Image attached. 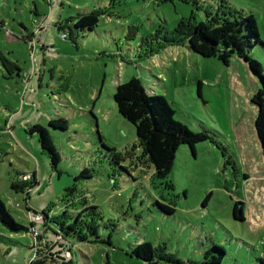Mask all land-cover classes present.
<instances>
[{"label": "rangeland", "instance_id": "obj_1", "mask_svg": "<svg viewBox=\"0 0 264 264\" xmlns=\"http://www.w3.org/2000/svg\"><path fill=\"white\" fill-rule=\"evenodd\" d=\"M57 1L63 7L55 0H0V199L11 216L28 228L31 213L61 214L69 200L79 207L85 196L100 214V238H110V244H79L72 264H146L130 254L143 241L163 246L180 264H200L212 243L226 252L222 264H260L264 157L251 102L260 78L235 53L225 65L186 44H164L162 36L183 19L206 20L205 11L212 16L222 4L231 18L240 19L236 11L252 14L264 43V0ZM98 7L97 25L77 30L74 40L62 38L49 22L38 32L36 13L57 9L64 20ZM31 31L32 38L22 39ZM249 53L264 74V45L254 44ZM3 59L19 69L10 73ZM37 66L38 81L25 88L17 73L23 77ZM131 76L148 93L163 95L174 119L212 137L197 142L194 152L180 144L164 175L153 174L134 125L117 112L116 85ZM60 113L65 130L48 124ZM36 123L46 127L57 149L55 168L38 133L28 131ZM107 148H114L129 174L112 163ZM84 168L88 172L82 174ZM33 170L36 182L25 203L11 184ZM156 201L174 212L162 211ZM235 205L241 219L234 217ZM44 235L50 243L38 257L44 264H61L63 251ZM31 239L26 230L11 232L0 223V264H29Z\"/></svg>", "mask_w": 264, "mask_h": 264}, {"label": "trees", "instance_id": "obj_2", "mask_svg": "<svg viewBox=\"0 0 264 264\" xmlns=\"http://www.w3.org/2000/svg\"><path fill=\"white\" fill-rule=\"evenodd\" d=\"M93 1L98 2L96 0ZM52 4V1L48 2V5ZM96 4L98 5L99 3ZM221 7L224 6L220 4L216 9V13L212 16H210V12L205 11L206 20L196 21L195 17L194 19L191 17L189 20L183 19L179 21L173 30H165L162 39L164 44L167 45L186 44L189 51L198 53L204 57L218 56L225 65H227L232 53H235L248 63L251 71L260 78L261 82L260 87L252 94L251 102L257 108L254 126L264 157V74L259 61L251 57L249 53V49L254 44L260 43L264 45V43L259 37L257 24L252 14L243 15L241 12L236 11L240 15V19L231 18L230 14L232 11L227 12ZM101 13L99 7L97 9L85 8L76 15L62 20L60 14L53 11H45L41 15V20L38 21V29L43 28L39 27L41 22H49L59 31V34L64 33L65 38L69 37L74 40L78 36L77 30L93 29L97 25ZM36 15L40 16L38 13ZM34 32L27 33L22 39L34 36ZM3 62L10 69V73L19 69L15 63L9 62L7 59H3ZM17 74L25 82V88L29 87L28 82L32 78L31 85L33 87L36 79L38 81V66L31 67L30 73L24 74L23 77L22 73L21 75L20 73ZM200 90L201 82H198L197 92L199 95L201 94ZM150 91L153 90L150 89ZM154 92L148 93L140 79L136 76H131L127 81L116 85L113 98L117 112L134 125L139 144L148 156L154 169L153 174L164 175L170 171L174 162L175 151L180 144L189 145L194 152V145L197 142L212 137L206 132H192L187 126L174 119V110L170 107L165 97ZM48 124L54 128L65 130L67 120L59 115L57 118L49 119ZM28 131L38 133L42 151L47 153L52 167L55 168L60 157L46 127L36 123ZM96 131L98 130L96 129ZM107 149L113 151L112 163L129 174L127 167L123 166L119 161L120 157L114 148ZM86 172L88 170L84 168L82 174ZM32 173L35 174V172ZM85 177H90V175ZM33 182H36L35 178ZM28 184L30 183L17 179L11 186L15 190H20L23 193V200H26L28 194L25 195V187ZM81 198L83 199L82 201L77 200V203L81 202V206H74L75 199L69 200L71 205L64 204L61 214L55 213L53 216H49L50 211L43 210L39 212L47 220L46 225L42 226L44 234L51 235L54 232L53 226L57 224L62 231L63 238L72 246H75L72 249V257L67 261H60L61 264L73 263V254L78 250L79 244L100 241L110 244V238L102 240L99 236V224L97 221L101 217L97 212V207L86 204L84 202L85 196ZM156 204L166 213L174 212V208L167 204L159 201H156ZM27 210L30 211V208L28 207ZM233 213L235 218H242L241 208H238L236 205ZM0 223L11 232L27 229L11 216L1 199ZM130 254L141 259L146 264H180L179 259L172 253L166 252L163 246H153L147 241L135 244ZM225 255L226 252L223 247L212 243L204 251L200 264H222V259ZM105 256L108 258L107 253ZM259 262L260 264H264V257H260ZM44 263V260H37L31 261L29 264Z\"/></svg>", "mask_w": 264, "mask_h": 264}, {"label": "built area", "instance_id": "obj_3", "mask_svg": "<svg viewBox=\"0 0 264 264\" xmlns=\"http://www.w3.org/2000/svg\"><path fill=\"white\" fill-rule=\"evenodd\" d=\"M40 26L44 28L47 26V23H45V24L43 23L42 25H39V27ZM40 30L41 29H38V32ZM59 35L62 38H65L64 33H61ZM34 178H35V176L32 172L20 174L18 177V179L20 181L30 183L27 185L28 186L27 190L28 189L31 190L34 188V185L32 183L34 181ZM30 187H31V189H30ZM25 201H27V199ZM53 213H50L49 216H51V215L53 216ZM46 223H47V220L44 218V216L41 213L33 212L30 214V226L26 229V232H27V234H29V236L31 235L33 238V239H31V243H30V247H29L34 253V258L32 259V261L40 260V257H38L39 251H41L40 248H43V246L45 244L49 245V243H50V241L49 242L46 241L45 235L42 234L43 233L42 228L44 227V225H46ZM41 226H43V227H41ZM53 229H54V232L48 236V239L54 240L56 242V245L58 244L60 251H63V257L61 258V261L62 260L67 261L72 257V249L75 246L74 245L72 246L67 240H65L63 238L62 231L60 230V227L57 224L55 226H53ZM37 251H38V254H37Z\"/></svg>", "mask_w": 264, "mask_h": 264}, {"label": "crops", "instance_id": "obj_4", "mask_svg": "<svg viewBox=\"0 0 264 264\" xmlns=\"http://www.w3.org/2000/svg\"><path fill=\"white\" fill-rule=\"evenodd\" d=\"M55 2H57V7H58V8H59V6H60V7H63V3H58L57 0H55ZM36 11H37V10H36ZM56 13H57V9H56ZM37 17H38V21H40L42 16H41V15H40V16L38 15ZM45 23H46V22H45ZM42 29H43V28H42ZM42 29H41V30H42ZM9 32H10V31H9ZM31 82H32V78H30V80H29V82H28L29 86L32 84ZM16 90H17V89H16ZM25 91H26V90H25ZM27 93H29V92H26V94H27ZM47 114H48V113H47ZM60 115H61V113H60ZM48 116H49V114H48ZM50 116H51V115H50ZM34 171H35V170H33L32 172H34ZM34 175H35V178H36V174H34ZM30 243H31V242H30ZM1 245L3 246V245H5V243L2 241V242H1ZM29 246H30V244L28 245V248H29ZM3 247H7V246H3Z\"/></svg>", "mask_w": 264, "mask_h": 264}, {"label": "flooded vegetation", "instance_id": "obj_5", "mask_svg": "<svg viewBox=\"0 0 264 264\" xmlns=\"http://www.w3.org/2000/svg\"><path fill=\"white\" fill-rule=\"evenodd\" d=\"M27 188H28V186L25 187V189H26V190H25V191H26V192H25V195H26V194H28V195L30 194V190H29V189L27 190ZM30 189H31V187H30ZM27 200H28V198H27ZM23 201L26 203L25 200H23Z\"/></svg>", "mask_w": 264, "mask_h": 264}]
</instances>
